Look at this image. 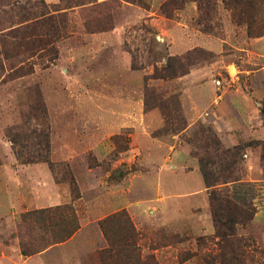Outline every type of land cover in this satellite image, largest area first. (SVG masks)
<instances>
[{
	"label": "rangeland",
	"instance_id": "374dc122",
	"mask_svg": "<svg viewBox=\"0 0 264 264\" xmlns=\"http://www.w3.org/2000/svg\"><path fill=\"white\" fill-rule=\"evenodd\" d=\"M0 47V264H205L207 138L264 264V0H0Z\"/></svg>",
	"mask_w": 264,
	"mask_h": 264
},
{
	"label": "trees",
	"instance_id": "16d2710c",
	"mask_svg": "<svg viewBox=\"0 0 264 264\" xmlns=\"http://www.w3.org/2000/svg\"><path fill=\"white\" fill-rule=\"evenodd\" d=\"M45 4V3H44ZM46 5V4H45ZM45 7V6H44ZM24 7L22 6V9ZM47 9V7H46ZM58 10H54L57 12ZM34 15V19H46L53 24L54 18L53 15L48 10H43L38 12ZM33 19H29L26 17V20H21L17 25L28 22ZM16 25H13L14 27ZM45 51V50H44ZM2 51L0 47V69L5 71V61L2 56ZM176 60H169L167 65L163 67L161 70L156 69L154 78H173L176 77V64L172 63ZM26 65H19L17 69L11 68L12 74L25 69ZM15 69V70H14ZM173 72L171 75H166L163 77L165 72ZM216 145V151L219 150V141H211L207 140L204 144V154L199 157L201 171L203 174V178L206 184L207 189H212L213 191L210 194V202L212 208V215L214 219V224L216 228V238L218 239L219 245V253L217 254H209L204 257L205 264H245L244 262V252L241 250V240L236 239V227L239 224H245L247 221L253 219L255 214V207L252 202H244L241 203L236 198L233 199L227 194H223L215 188L221 184L228 183V181H224L227 179L222 180V176H220L216 171V162L213 160L211 153L212 146ZM243 148L238 146L235 147L233 150H227L225 153L229 155V157L234 158L235 160L230 164L232 166L237 164V158H242ZM198 155V154H196ZM223 166V165H221ZM231 166V168H232ZM229 168V164L224 166V170ZM240 179H235L232 182H238ZM74 184V183H73ZM215 188V189H213ZM62 209V208H61ZM49 210H40L36 212H29L25 215V217L29 218H36L38 221H42L46 219L50 215ZM77 230V226H72V228L67 232L65 237L71 236ZM63 239V238H62ZM51 245V241L49 242ZM33 253V251H29L27 249H23L24 255H29ZM34 252H36L34 250Z\"/></svg>",
	"mask_w": 264,
	"mask_h": 264
},
{
	"label": "crops",
	"instance_id": "0c3cea01",
	"mask_svg": "<svg viewBox=\"0 0 264 264\" xmlns=\"http://www.w3.org/2000/svg\"><path fill=\"white\" fill-rule=\"evenodd\" d=\"M54 200H55V198L53 199V200H51V199H43V200H39L37 203H39L40 205H45V206H49V207H52L53 205H51L52 204V202H54ZM46 203H47V205H46ZM53 247H51V248H48V250H50V249H52ZM47 249H46V251H45V253L44 254H46L47 252H49ZM41 257H39V259H40Z\"/></svg>",
	"mask_w": 264,
	"mask_h": 264
}]
</instances>
